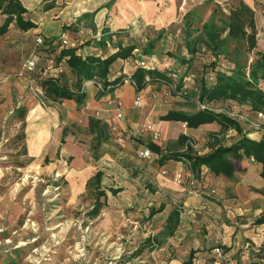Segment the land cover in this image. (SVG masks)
<instances>
[{
	"label": "rangeland",
	"instance_id": "obj_1",
	"mask_svg": "<svg viewBox=\"0 0 264 264\" xmlns=\"http://www.w3.org/2000/svg\"><path fill=\"white\" fill-rule=\"evenodd\" d=\"M231 1L175 0L177 16L172 24L157 30L149 25L140 26L137 31L126 29L120 34L122 42L137 45L135 59L144 56L142 50L152 42V54L145 57L153 59L154 65L186 77L193 75L198 81L212 67L213 58L203 51L195 55L190 68L182 63L189 57L183 43L182 18L186 12L198 8L202 20L206 21L215 7L226 12ZM83 28L93 32L95 23L88 19ZM15 34L0 39V264H168L173 256L167 248L168 241L177 225L175 217L183 208L169 190L157 183V178L168 177V173L161 175L158 160H145L138 155L141 146L153 143L151 133L143 132L140 121H133L130 126L134 129L127 133L129 137L117 136L107 148L102 147L92 154L88 143L93 141L94 135L89 127L81 124L91 117L71 122L61 119L60 115L70 147L80 148V151L71 157L64 151L63 144L56 143L49 145L45 152L31 156L24 119L30 97L41 103L35 91L38 80L34 82L33 78H40V71L48 65L52 70L54 60L51 51L35 45L34 36ZM30 57L36 61V69L28 78L23 64ZM230 66L222 57L216 62L217 68ZM59 78L61 83L69 85L73 80L67 68ZM260 87L264 90V82ZM192 88L193 84L187 80L184 90L189 93ZM153 91H160V86L152 88ZM41 105L44 109L52 107L45 101ZM158 105L160 115H156L155 121L169 111L190 114L198 110L192 98L172 93L165 104L144 98L140 108L130 110L129 117L132 110L137 111V117L144 113L150 116L146 108ZM209 108L230 116L240 126L242 134L257 132L263 140L262 133L255 128V112L250 108L229 100L211 103ZM95 121L99 123V119L93 118ZM213 126L192 131L187 143H181L177 136H169L176 133L173 127L167 128L166 133L155 130L160 137L154 144L163 154L185 152L189 145L192 154L204 155L217 146L233 143L239 136L232 129L222 131L217 124ZM86 152L91 164L101 159L96 165L104 168V163L111 160L114 167L105 173L100 186L91 184L77 191L65 175L55 173L59 166L68 169L72 159H84ZM234 164L237 167L239 162ZM53 166L55 168L51 169ZM195 185H198L197 180L191 177L190 190L199 194L201 187L198 189ZM211 188L210 191H215L213 195L219 193L217 186ZM110 189L120 191L113 195ZM98 190L105 192L106 197H100L104 205L99 214L91 218L88 212Z\"/></svg>",
	"mask_w": 264,
	"mask_h": 264
},
{
	"label": "crops",
	"instance_id": "obj_2",
	"mask_svg": "<svg viewBox=\"0 0 264 264\" xmlns=\"http://www.w3.org/2000/svg\"><path fill=\"white\" fill-rule=\"evenodd\" d=\"M21 6L26 10L23 14L24 19H29L35 28L20 31L14 24H10L8 31L2 36L7 37L10 34H22L41 37L45 41H52L55 44L58 40L66 39L69 43L61 48H75L76 53L82 56H102L116 50L115 44L110 45L107 42L111 36L116 42L123 43V37L115 34L120 30L129 29L137 31L140 26L149 25L154 29H162L173 23L177 16V5L175 0H18ZM255 12V22L258 31L257 50H264V0H243ZM164 3V4H162ZM6 16L0 12V25L4 22ZM93 20L95 30H86L83 28L84 22ZM67 27V29H64ZM93 33V34H91ZM16 35V34H15ZM0 37V39L2 38ZM98 39H104L106 47L98 45ZM84 42H89L84 44ZM260 46V47H259ZM48 50V46L40 47ZM135 49L134 52H137ZM133 52V58L135 56ZM139 57V56H138ZM146 59L158 68L151 58L140 56L137 60ZM123 60H117L109 70L108 77L115 78L122 70ZM52 66L48 65L40 77L47 76ZM49 69V70H48ZM167 69V68H166ZM119 70V72H116ZM169 70V69H167ZM135 70L125 68L124 72L131 75ZM184 75V74H180ZM37 78H33L36 82ZM37 83V84H36ZM36 87L40 88L38 82ZM162 89V85L148 82L143 89H135L127 82L116 87L113 91L100 93L93 85H87L84 90V100L82 105H77L74 100H61L51 103L52 107L44 109L41 103L35 98L30 97L27 106V114L24 123L27 125V148L31 156L39 155L46 151L50 145L58 143L63 146L68 156L74 157L80 151V148L70 147V142L65 136L64 121L66 118L71 122L79 121L85 116L84 127H89V132L94 135L93 141L88 143V150L96 154L102 147L107 148L109 142L117 136L129 137L127 133L131 129L130 123L140 121L141 126L151 125L153 130L164 131L167 128H175L176 133L169 136L192 135V131L203 129L204 127H214L212 124L199 126L197 129L184 127L180 122L174 121H155L156 115H160V105L156 108L148 106L147 112L142 117H137V111L132 110V116L129 112L132 107L134 97L137 92L148 99L152 88ZM111 98H118L123 103L121 117H117L114 108H109L107 101ZM149 100V99H148ZM247 107L248 106H243ZM99 119V123L93 122ZM96 123V125H95ZM98 126V127H97ZM114 127L113 131L111 128ZM129 127V129H128ZM136 128L138 126H135ZM143 132L144 128H143ZM145 133L144 135H146ZM254 141L261 140L257 132H248L244 134ZM141 136V135H139ZM64 141H66L64 143ZM157 146L154 143L149 142ZM140 147H148V144ZM158 147V146H157ZM159 148V147H158ZM84 159H72L71 166L68 169L59 166L56 176L65 175L77 191L87 188L86 184L97 174L101 173V180L105 173L112 170L114 163H104V168L97 166V160L94 165L89 162V152ZM200 155V154H199ZM60 159L62 158L59 156ZM158 158H155V160ZM62 160V159H61ZM154 160V159H152ZM88 161V163H86ZM56 162H58L56 160ZM239 165L235 164V173L232 178L224 176H214L203 170L201 176L197 177L200 188L199 194L191 192L189 184L191 177H194L190 168L183 160H169L160 165L161 169H166L168 177L157 178V183L169 192L181 203L183 211L175 217V226L167 246L173 256L169 258L168 264H184L191 251H194L190 264H264V224H256V220L264 217V179L261 177V165L251 161L250 158L243 157ZM55 166H53L54 169ZM137 167H135L136 169ZM108 169V170H107ZM181 173V182H177L175 174ZM162 175V174H161ZM199 180V181H198ZM201 185V186H200ZM212 185L218 187L217 194H210ZM97 186V185H96ZM100 186V184H99ZM111 190V189H110ZM119 190L120 189H113ZM118 191V192H119ZM117 192V193H118ZM76 194V193H74ZM106 194V193H105ZM114 195V194H113ZM215 248L222 250L223 256L217 257L214 253Z\"/></svg>",
	"mask_w": 264,
	"mask_h": 264
},
{
	"label": "trees",
	"instance_id": "obj_3",
	"mask_svg": "<svg viewBox=\"0 0 264 264\" xmlns=\"http://www.w3.org/2000/svg\"><path fill=\"white\" fill-rule=\"evenodd\" d=\"M0 12L5 15L4 22L0 25V37L7 31L10 24H14L16 29L27 31L35 28L29 19H24L23 14L26 10L21 6L18 0H0ZM183 43L188 58L182 60L190 68L193 59L197 53L209 52L213 58L211 68L196 80L193 75H180L174 70H157L137 68L129 79L140 91L148 82L157 84H169L172 82L171 73H176L179 80L176 85V91L184 98L197 99L203 104H211L217 101H233L239 105L248 106L253 111L264 113V90L260 83L264 82V50H257V28L255 22L254 10L244 3L243 0H232L223 12L219 7L212 10L211 15L206 21L202 20L198 8L185 13L182 18ZM67 29V27H64ZM124 30L115 32L123 33ZM61 40L55 44L52 41H45L48 50L53 54L54 67L63 66L67 68L73 78L72 83H61L49 75L37 78L38 85L42 90L45 102H58L61 100H74L77 105H82L84 93L80 91L84 82L99 81L104 86H121L127 78L122 70L118 76L113 79L108 77L110 67L117 60H125L133 57V52L138 49L133 43L122 44L115 42L112 36L107 39L108 44L114 45L116 50L102 56H82L76 53L75 48H60ZM100 47H106L104 39L98 40ZM152 42L148 43L142 52L144 55L152 54ZM219 57L231 64L225 69L217 68L216 62ZM251 58V60H250ZM42 72V70H41ZM212 74L214 82L208 83L204 76ZM189 78L193 84L192 91L187 93L183 89L186 84L185 79ZM188 94V96H187ZM190 94V96H189ZM162 121H174L185 123L187 128L197 129L205 124H217L222 131L232 129L238 133V138L226 146H217L209 153L197 155L191 153V148L186 145L185 152L162 153L160 149L148 144L151 151L158 156V163L162 165L169 160H186L190 163V170L195 179L201 176L203 170H206L214 176H224L232 178L235 173L234 162L240 161L243 157L252 158L262 169L261 177L264 179V140L254 141L242 134L238 123L222 113H215L209 110H197L194 113H183L181 111H169L160 118ZM181 143H187L188 137L180 135L178 137ZM101 173L87 182V188L91 184L99 186ZM99 189V187H97ZM119 190H111L116 194ZM100 197H106L105 192L97 191L95 203L88 215L95 218L102 206ZM256 224H264V217L259 218ZM149 240H146L148 242ZM194 251L190 252L189 259L184 264H190Z\"/></svg>",
	"mask_w": 264,
	"mask_h": 264
},
{
	"label": "built area",
	"instance_id": "obj_4",
	"mask_svg": "<svg viewBox=\"0 0 264 264\" xmlns=\"http://www.w3.org/2000/svg\"><path fill=\"white\" fill-rule=\"evenodd\" d=\"M68 43L69 42L66 39H62L60 47H65V46L68 45ZM35 45L39 46V47L44 46V40L41 37H37L36 40H35ZM125 68H133L134 70H136L137 68L153 69L154 67H153L152 63L149 62L148 60H146L145 58L141 59V60H137V59H135L133 57H129V58L123 60L122 73L127 76V78L124 80V82L129 83L136 91L137 87H136L135 83L129 79V75H127L124 72ZM35 69H36V61L33 58H31V57L28 58L23 64V71L25 72L26 76L28 78H30V76L33 74ZM63 71H64V67L63 66H57V67H54V70L52 72H50L48 75L50 77H52V78L57 79L60 76V74L63 73ZM170 77L172 79L171 83L162 84L163 87H162V89H160V91H153V92H151L149 94L148 99L150 101L158 102V103H161V104H165V103L168 102V97H169L170 94L175 93L177 96H181L180 93H178L176 91V85H177V82L179 80L178 74L171 73ZM204 79L208 83H213L214 82V76L212 74H206L204 76ZM187 80L189 81L190 79L187 78V79H185L184 82H186ZM89 84L93 85L97 89V91L100 92V93L109 92V90L113 88L112 86H104L102 84V82H99V81H88V82H84L82 84L80 91L84 92L85 87L87 85H89ZM185 87H186V84L183 86V89H185ZM114 89H115V87H114ZM35 91H36L41 103H43L45 100H44V96H43L42 90L37 87V88H35ZM192 100L196 104L198 110H209V111H212L209 108L208 104H203L200 101H198L197 99H192ZM142 103H143V97L140 95L139 92H137L135 97H134V100H133V103H132V107L133 108H140L142 106ZM107 105H108L109 108H112V107L114 108V110L117 112V117L118 118L121 117V111L123 109V103H122L121 100H119L118 98H111V99H109L107 101ZM254 112H255V115H256L255 128L260 130V132L263 135V140H264V113L259 112V111H254ZM215 113H218V112H215ZM225 116H227L228 118L232 119L228 115H225ZM182 124H183L184 127H186L185 123H182ZM111 129L113 131L115 130L114 127H112ZM144 131L151 133V139H152L153 142H156V141L159 140V137H160L159 134L156 133L155 130H153L151 125H149V124L146 125L144 127ZM119 140H121V138H119ZM138 155H139V157L141 159H145V160H152V159L158 158V156L156 154H154L149 147H144L143 149H141L139 151ZM250 159H251V161H253L252 158H250ZM183 161L186 162V164L190 168V163L188 161H186V160H183ZM160 173L162 175H166L168 173V171L166 169H161ZM175 179H176L177 182L180 183L181 179H182V174L181 173H176L175 174ZM210 193L214 194L215 191L211 190ZM214 253H215V255L217 257H222L223 256L222 250L220 248H215L214 249Z\"/></svg>",
	"mask_w": 264,
	"mask_h": 264
}]
</instances>
